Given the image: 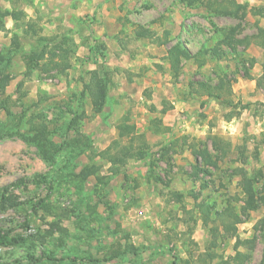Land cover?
Returning a JSON list of instances; mask_svg holds the SVG:
<instances>
[{
    "label": "rangeland",
    "instance_id": "374dc122",
    "mask_svg": "<svg viewBox=\"0 0 264 264\" xmlns=\"http://www.w3.org/2000/svg\"><path fill=\"white\" fill-rule=\"evenodd\" d=\"M53 1L0 0V131L27 135L30 122H43L53 154L46 160L18 135H0V233L20 239L0 245V264H232L236 252L258 264L264 68L255 37L264 0ZM219 3L246 9L212 14ZM59 4L72 15L55 16ZM78 5V15L69 11ZM104 39L119 66L107 65ZM178 42L192 57L173 77L165 54ZM40 50L27 76V59ZM91 71L108 72L98 114L84 92ZM219 79L229 107L190 94V83ZM204 150L214 166L198 155ZM236 170L255 181L253 210L240 211ZM202 203L211 220L231 204L240 223L228 233L217 221L203 226Z\"/></svg>",
    "mask_w": 264,
    "mask_h": 264
},
{
    "label": "trees",
    "instance_id": "16d2710c",
    "mask_svg": "<svg viewBox=\"0 0 264 264\" xmlns=\"http://www.w3.org/2000/svg\"><path fill=\"white\" fill-rule=\"evenodd\" d=\"M228 8V7H227ZM225 4L219 3L218 8L213 9L211 12L212 14L216 15H233L236 14L237 11L240 9H246V7H241L239 5H235V9L232 10H227ZM251 10V9H250ZM254 15H261L262 10L257 9V10H252ZM3 17H11L14 21H17L19 19V14L17 12H5L1 13ZM0 30L4 31V27L0 26ZM147 31H142L139 36H147L148 32ZM257 39L256 45L262 50V55H263V62H262V68H264V31L262 29H258V35L255 37ZM254 38V39H255ZM11 40L16 41L17 36H12ZM251 43V42H248ZM167 41L166 39L164 40H159L157 41L158 46H163L166 45ZM200 52V50H199ZM44 52L41 50L33 55L32 57H29L27 59V63L25 65L26 70L25 73L27 76L31 74L32 69L37 67L38 61L43 57ZM191 54L186 48V46L182 42H178L175 46H172L171 48L167 49L166 51V56H165V61L169 65L170 72L173 77H176L178 72H179V66L180 62L182 59H191ZM204 61L201 60L199 64L197 65L198 68H201L204 65ZM108 72H105L102 77L98 75L97 71H91L89 79L86 83H84V92L85 94L90 98L91 104H92V109L93 112L98 114L102 111L107 95H108V88H107V82L106 80V75ZM248 79H251L248 77ZM224 81L222 79H219L218 83L215 84L214 86L207 84L205 82H196V83H190L188 85L190 94H195L196 96H205L209 100H215L218 102V104L229 107V104L227 103L228 100L224 99ZM20 87V86H19ZM229 87V86H228ZM257 87L259 88L260 85L257 81ZM228 91L226 92L227 95H230L231 89L230 87L227 89ZM83 92V94H84ZM230 103V102H229ZM200 105L204 106V103H200ZM46 132H47V127L43 122L40 123H35V122H30L29 128H28V134L27 135H22L19 134L18 132L15 133H7V132H1L0 135H18L19 138L26 142V143H31L35 145L37 150L39 151L40 155L45 158L46 160H51L52 159V153L48 149V147L45 145V138H46ZM215 141L212 140V146L215 149H218V147L215 146ZM196 154V151H194ZM137 155L138 158L141 157V154L139 152H136L133 154V156ZM198 155L201 157L202 161L206 164L210 165H215L213 164L206 153V150L202 152H198ZM109 162L114 164L116 161L112 158L109 160ZM236 170L234 173L237 176H240V185H241V193L242 197H244V206L241 207L240 211H248V210H253L256 208L255 205V192H254V186L253 184L255 183L253 178L248 177L247 173L244 172L243 170ZM94 172H89L85 174V177L88 175H92ZM181 200V196H177V201ZM198 211L200 213V219L202 221L203 226H207L210 221H217L218 225L216 228L221 227L224 232H230L231 230H235V226L240 223L239 220V215L235 210V207L232 206L231 204H228L223 210L221 211H216L214 212V219L211 220L210 214L211 210L209 207L202 203L198 204L197 206ZM20 244V239L17 238H9L7 233H0V245H18ZM238 246V243L236 244ZM235 251L237 247L234 248ZM246 261V255L242 254L240 252H236L235 255L231 258L232 264H244ZM258 264H264V253L262 254V258Z\"/></svg>",
    "mask_w": 264,
    "mask_h": 264
},
{
    "label": "crops",
    "instance_id": "0c3cea01",
    "mask_svg": "<svg viewBox=\"0 0 264 264\" xmlns=\"http://www.w3.org/2000/svg\"><path fill=\"white\" fill-rule=\"evenodd\" d=\"M51 2H55V1L51 0ZM56 2H58V1H56ZM61 3H62V2H61ZM70 3H71V2H70ZM70 3H69V4H70ZM59 5H60V7H61V10H60V13H61V14L55 13V16H60V15H61V16H62V15L66 16V14H68L69 12H66V13H63V14H62V12H63L64 9H65V6H63V4H59ZM83 6H84V5H83ZM105 6H106V3H103V9H102L103 11H104V9H105ZM78 8L80 9V8H82V6L80 7V6L78 5L77 8H70V7L68 6L69 11H71V13H76V12H77V15H78V13H80L79 10L77 11ZM57 9H58V6L55 8V10H57ZM55 12H57V11H55ZM108 12H109V14H110V13H111V9H108V10L105 9V13H106L107 15H109ZM56 14H57V15H56ZM70 15H72V14L69 13V16H70ZM110 15H111V14H110ZM61 16H60V17H61ZM9 22H10L11 25H12V22H13V21L10 20ZM8 27H9V26L6 25V28H7V29H8ZM104 43H105V45H107V47H108V49H107V58L109 59V61H108L107 65H109V67H113L114 65H115V66L118 65V64H115V63L113 62V60L111 59L113 53H112V51L110 50V46H109V44L107 43V41H106L105 39H104ZM160 47H161V46H160ZM152 48H153V47H152ZM110 56H111V57H110ZM165 56H166V54H165ZM142 64H143L142 62L139 63V65H142ZM135 65H136V64H135ZM118 66H119V65H118ZM129 67L131 68V69H129L130 71H135V72L138 71V70H137V67H138V66L136 67V66H134L133 64H131V65H129ZM134 67L136 68L135 70H133ZM142 83L145 84V81H142ZM135 84H136V82H135ZM203 103H204V102H203ZM184 104H185V103H184ZM204 104H205V103H204ZM183 106H184V105H183ZM185 106L187 107V104H186Z\"/></svg>",
    "mask_w": 264,
    "mask_h": 264
}]
</instances>
